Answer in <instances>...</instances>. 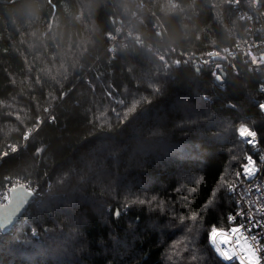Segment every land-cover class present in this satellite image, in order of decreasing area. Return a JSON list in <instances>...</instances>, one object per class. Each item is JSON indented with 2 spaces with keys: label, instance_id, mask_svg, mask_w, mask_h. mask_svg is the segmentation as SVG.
Masks as SVG:
<instances>
[{
  "label": "trees",
  "instance_id": "1",
  "mask_svg": "<svg viewBox=\"0 0 264 264\" xmlns=\"http://www.w3.org/2000/svg\"><path fill=\"white\" fill-rule=\"evenodd\" d=\"M132 1L163 24V42L138 26L157 47L244 37L229 0H0V182L37 194L0 234V264H222L208 235L233 208L237 128L264 148L263 82L227 66L220 83L212 68L163 69L143 47L110 55Z\"/></svg>",
  "mask_w": 264,
  "mask_h": 264
},
{
  "label": "built area",
  "instance_id": "2",
  "mask_svg": "<svg viewBox=\"0 0 264 264\" xmlns=\"http://www.w3.org/2000/svg\"><path fill=\"white\" fill-rule=\"evenodd\" d=\"M133 5V11L127 21L124 22L120 18L114 21V29L108 35L105 48L110 55L118 49L143 47L163 69H177L181 64L210 70L212 68L216 80L220 83L221 71L227 66L234 73L244 69L248 73L258 74L264 85V11L261 10L259 0H229L231 12L244 25L242 39L235 41L231 46H212L196 51L183 50L168 42H165V47L164 44L161 47L151 44L147 40L146 30H138V26L143 24L144 19L148 20L158 41L163 42V36L166 34L163 24L157 16L147 11L141 2H133ZM130 21L131 24L126 26ZM216 60H222L225 65L217 64ZM90 71L92 70L88 69L86 73ZM86 73L83 74L84 77ZM85 80L90 86L86 77ZM105 94L110 96L106 91ZM258 107L264 120V101ZM48 118L51 119L50 115ZM41 123L38 120L37 126L25 134L20 146L13 147L8 153H16L23 147ZM237 135L247 151L243 156L241 170L227 188L233 208L226 215V227L213 229L209 241L214 253L223 263L264 264V148L256 132L246 126L241 127ZM5 156V153H2L0 159ZM16 186L33 192V201L37 197L34 188H31L27 181L5 177L0 182V205L8 203L10 190ZM8 230L0 231V234Z\"/></svg>",
  "mask_w": 264,
  "mask_h": 264
},
{
  "label": "water",
  "instance_id": "3",
  "mask_svg": "<svg viewBox=\"0 0 264 264\" xmlns=\"http://www.w3.org/2000/svg\"><path fill=\"white\" fill-rule=\"evenodd\" d=\"M198 71V69H195V72ZM221 74L222 77H225L223 72ZM33 199V192L27 191L22 186L13 187L10 190L8 203L0 205V231H5L14 226Z\"/></svg>",
  "mask_w": 264,
  "mask_h": 264
},
{
  "label": "rangeland",
  "instance_id": "4",
  "mask_svg": "<svg viewBox=\"0 0 264 264\" xmlns=\"http://www.w3.org/2000/svg\"><path fill=\"white\" fill-rule=\"evenodd\" d=\"M129 19V18H128ZM128 19H126V20H123V19H121V20H123L124 22L125 21H127ZM131 24V21L130 22H128V23H126L125 25L126 26H129ZM167 44L166 43H164V47L166 46ZM154 59V58H153ZM155 61V60H154ZM156 62V61H155ZM158 64V63H157ZM50 111H48V110H44V116H47V114L49 113ZM37 122H38V120H37ZM241 127H243V125L242 126H240V127H238L237 128V130H236V134H237V131L241 128ZM30 131V130H29ZM238 136V135H237ZM245 154V153H244ZM244 154H243V156H244ZM243 156H242V162H241V164H240V167H239V171L241 170V166H242V164H243ZM209 235H210V233H209ZM209 235H208V242H209V245H210V241H209ZM210 247H211V245H210ZM212 248V247H211ZM213 250V249H212ZM214 252V251H213ZM214 255L216 256V258L222 263V264H226V263H223L221 260H220V258L214 253ZM228 264H238V263H236V262H233V263H228Z\"/></svg>",
  "mask_w": 264,
  "mask_h": 264
}]
</instances>
